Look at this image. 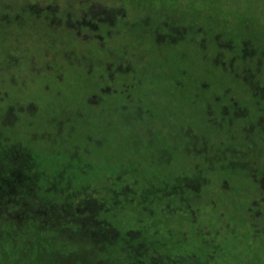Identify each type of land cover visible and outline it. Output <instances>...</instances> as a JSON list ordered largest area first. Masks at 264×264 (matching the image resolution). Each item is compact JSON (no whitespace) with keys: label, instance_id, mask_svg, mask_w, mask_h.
Returning a JSON list of instances; mask_svg holds the SVG:
<instances>
[{"label":"trees","instance_id":"obj_1","mask_svg":"<svg viewBox=\"0 0 264 264\" xmlns=\"http://www.w3.org/2000/svg\"><path fill=\"white\" fill-rule=\"evenodd\" d=\"M132 1L135 20L125 0H0V88L36 28L62 42L46 74L64 88L74 70L43 109L0 89V264H264L258 23L247 10L230 28L221 0L207 12ZM83 29L95 54L77 61ZM176 155L203 166L179 169Z\"/></svg>","mask_w":264,"mask_h":264},{"label":"rangeland","instance_id":"obj_2","mask_svg":"<svg viewBox=\"0 0 264 264\" xmlns=\"http://www.w3.org/2000/svg\"><path fill=\"white\" fill-rule=\"evenodd\" d=\"M176 1L184 5L191 2V5L189 6H192V7L194 6L195 8H199L200 10L206 11V12L216 6L215 0H176ZM132 2H133L132 0H125L124 5L126 7V11L124 12V15L125 17L127 16V18H129L130 20H135V18L134 19L131 18L133 13H135V15L137 14L136 11H133V5L131 4ZM156 5L158 6L159 4H156ZM220 6H222L221 8L222 11L220 9L222 15H225V13H228V19L230 22L229 24H231L229 27L232 29L235 27L236 28L239 27V23H237L239 18L237 16L238 15L244 16L245 13H247L246 11L250 10L248 14H250V16H253L252 18L254 19L256 25L258 23V27H256V31H258V28H259L260 31L262 32V36L264 35L263 34L264 33V0H221ZM167 13L168 11H165L164 15H166ZM198 14H200L201 16L205 15L203 14V12L202 13L200 12ZM212 19H216V21L219 20L217 18V15H214ZM150 20H154V19L150 18ZM130 24H132V22H130ZM30 32H31L30 33L31 36L23 35L22 36L23 39L21 38V40H19L20 45H21V51L14 53L15 61L17 63H20V61H22L24 62V64H22V67L16 68L17 64L15 63L14 69L11 73L12 76L8 77L9 73L7 72H6L7 74L5 73V76H2V79H4V82L2 85L3 88H0V89L2 93H4L2 91L4 90L5 93L7 94L6 98L3 100V103H10V102L15 101L14 104H17L19 100V102H22L23 104H26V103L28 104L29 102L38 104L43 109L47 106L48 102L53 101L52 99L56 97L55 95L59 88L66 89V90L70 89V84L68 83L73 82L72 80L74 77V74H73L74 70H67V67H64L66 68V71L64 72L65 74L64 77L66 78V80L64 84L65 87L62 88L61 86L63 85L58 84V82L55 80V78L52 75H49V73L46 74V72H50V71L56 72L52 66L55 67L56 65L59 64V61L61 60V54L58 53V51L56 50V47H59V44H62V42H57L55 46L54 44L51 46L50 44L47 43L49 42V40L43 36L41 29L36 28V32L34 31H30ZM88 34H89L88 31L86 29H83L81 33L79 32L78 40H75V43L72 45L73 51L76 54H73L71 56H73L74 58H77V61H79L83 55L84 57L86 56L90 57L91 55L92 57H94L93 54H95V48L93 47H96V45L92 47V44L95 43V41H92L91 38L86 37ZM138 34H140V32H138ZM122 37L123 36L119 35L116 38H112L110 41L111 47L113 48L115 47V45L117 46L120 42H122ZM54 38L58 39L57 35H54ZM262 39H264V36L262 37ZM12 41L13 40H11L9 43H12ZM43 41L46 43H44ZM260 45L262 46V47L260 46L261 52H264V46H263L264 44L261 43ZM99 47L100 49H102L101 51L102 55L100 57L104 56L105 53L107 54V50H108L107 47L105 48L104 45L98 44V48ZM186 52L188 53V51ZM98 55H100V53ZM189 55H191V53ZM163 57L172 58V55L166 54ZM163 57H160V58L158 57V60H161ZM192 62H193V67H191V71L195 72V71L200 70L198 77H199V80L202 86L204 84L206 85H209V83L211 84L212 74L210 75V73L207 72L206 69H204V63L202 64V62L199 61L198 58L196 59V63H194V61ZM47 64L51 65L50 70L44 67ZM95 72H99V70ZM56 75H57V72H56ZM224 80L228 82V78H225ZM219 92H221V89L216 91V94ZM210 95H211L212 100H214L215 92L214 93L211 92ZM54 104L57 105L58 103L50 104V106H53ZM190 108L191 109L188 110L189 115L193 114L192 107ZM241 112H242V115L245 113L244 110H241ZM253 116H256V115H253ZM262 127L264 129V123L262 124ZM36 130L37 129L33 131H36ZM33 131L31 130L32 133ZM198 148H200V145H198ZM167 158L168 156L164 157V159H167ZM175 160H177L178 162V166L176 165V167L179 169L185 168L186 170H189V167H192L195 164H199L198 166H203L200 160L190 159L189 157H185V156L179 157L178 155H176ZM188 163H190L189 166H188ZM216 179H217L216 182L220 183V181L222 180L221 174L217 176ZM228 183L232 185L233 183H250V182L245 181L244 179H242V177H235V178H232V180H228ZM261 241L262 243H264V237L262 238ZM263 251H264V248L262 249L260 248V246H258L255 250V253L257 255L259 254L261 255Z\"/></svg>","mask_w":264,"mask_h":264}]
</instances>
